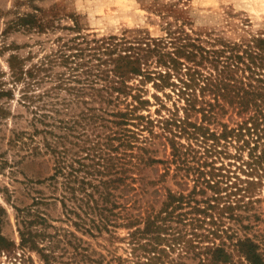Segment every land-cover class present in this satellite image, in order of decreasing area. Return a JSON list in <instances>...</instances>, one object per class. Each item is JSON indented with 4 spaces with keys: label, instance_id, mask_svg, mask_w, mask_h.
<instances>
[{
    "label": "trees",
    "instance_id": "1",
    "mask_svg": "<svg viewBox=\"0 0 264 264\" xmlns=\"http://www.w3.org/2000/svg\"><path fill=\"white\" fill-rule=\"evenodd\" d=\"M97 42L89 48L90 59L96 62L73 60L71 66L68 79L83 85L79 113L57 116L55 124L48 118L55 110L59 113L57 103L54 109L35 105L34 130L18 131L15 137L24 141L31 136L35 141L39 132H45L41 151L54 159V171L45 179L63 189L60 200L68 216L90 232L115 234L118 228L127 229L122 238L128 239L136 258L130 264H264L260 243L230 231L223 222L226 215L237 218L234 209L251 186L240 188L245 192L241 198H225L221 194L225 164L218 166L215 158L223 152L220 146L242 140L238 155L249 148L251 159L244 160L247 171L264 172V32L232 41L167 27L158 36H113ZM84 52L85 48L73 54L62 50L55 62H72ZM53 63L28 68L17 55L10 58L15 81L25 76L35 79L42 72L48 75ZM148 82L157 89L156 111L166 108L167 114L155 118L150 110L144 112L153 103L145 95ZM27 92L22 95L29 98ZM13 93L0 87V96ZM174 95L173 106H168L166 98ZM62 104L69 108L70 101ZM38 122L65 132L56 135L58 141L53 143L46 132H54L40 128ZM158 141L166 153L169 150L166 158L153 154ZM40 149L38 144L32 146V152ZM226 154L232 155L227 150ZM155 163H164V170L144 184L141 164ZM170 174L180 189L161 184ZM149 185L154 186L151 192ZM43 201L36 197L35 203ZM18 210V246L36 249L46 264H56L55 250L40 244L50 237L45 212L32 206ZM16 246L0 230V250ZM177 249L179 256L187 254L197 261H176L171 254Z\"/></svg>",
    "mask_w": 264,
    "mask_h": 264
},
{
    "label": "rangeland",
    "instance_id": "2",
    "mask_svg": "<svg viewBox=\"0 0 264 264\" xmlns=\"http://www.w3.org/2000/svg\"><path fill=\"white\" fill-rule=\"evenodd\" d=\"M167 27H183L203 38L219 36L232 41L246 40L264 32V0H0V87L14 92L13 95L0 96V230L17 243L14 250H0V264H46L36 249L18 246L21 241L18 209L27 206L40 208L47 215L50 237L40 244L50 245L55 250L56 264L134 262L136 258L132 255L131 245L128 239L122 238L128 234L127 229L118 228L115 234L95 229L90 232L76 226L75 217L68 216L60 200L63 189L45 179L54 171L52 154L41 151L45 150V132H39L35 141L31 136L25 137L26 142L17 141L15 137L18 131L34 130L35 105L54 109L53 104L57 103L59 113L55 110L52 112L54 117L48 118L55 124H58L57 116L70 118L71 114L79 113L83 85L68 78L72 73L71 66L75 65L73 60L90 59L89 48L97 46V40L124 35L131 38L158 36L165 34ZM79 48H85V56L72 57V62L58 60L56 64L62 50L73 54ZM12 55H17L20 64L28 68L42 62L54 63L48 75L42 72L35 79L25 76L15 81L10 65ZM93 62L96 60L90 59V64ZM59 84L61 88H58ZM146 87L145 95L153 103L144 112L150 110L155 118L161 113L167 114L166 108L160 113L156 111L159 102L154 97L157 89L153 83L148 82ZM24 91H29V98L22 95ZM158 92L163 94V91ZM174 99L175 95L166 98V104L173 106ZM69 101V108L62 104ZM37 126L54 132H46L48 140L53 143L58 141L56 135L65 132L57 125L46 126L38 122ZM241 142L236 140L228 146H220L223 152L215 157L218 166L225 164L223 171L226 175L220 176L223 178L221 194L225 198H241L245 192L240 188L244 186L252 189L234 209L239 213L237 218L226 215L223 222L224 226H230V231L235 230L240 236L247 234L259 242L264 253V172L259 170L250 174L247 171V161L244 160L251 159L249 148L242 149L243 154L239 156ZM34 144H38L40 151L32 152ZM91 144L92 141H88V145ZM68 145L74 150L80 149L78 145ZM152 147L158 149L154 155L167 157L165 154L169 150L166 153L160 141ZM261 149L260 146L259 151ZM226 150L232 155L226 154ZM81 153L86 151L81 150ZM152 165L141 164L144 184L151 178H158L164 170V163ZM175 180L170 174L161 184L180 189ZM149 189L153 191L154 186L149 185ZM211 193L209 189L208 194ZM36 197L44 199L43 203L36 204ZM179 253L177 249L171 256L176 261H197L187 254L179 256Z\"/></svg>",
    "mask_w": 264,
    "mask_h": 264
}]
</instances>
